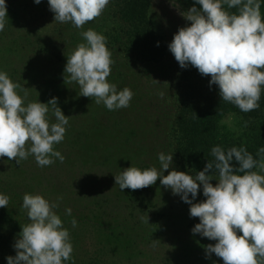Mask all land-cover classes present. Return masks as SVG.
I'll use <instances>...</instances> for the list:
<instances>
[{"label": "clouds", "instance_id": "1", "mask_svg": "<svg viewBox=\"0 0 264 264\" xmlns=\"http://www.w3.org/2000/svg\"><path fill=\"white\" fill-rule=\"evenodd\" d=\"M109 3L110 0H48L54 21L70 22L77 29L100 17ZM195 4L200 7L194 5L181 12L191 23L174 35L168 45L170 52L181 68L191 65L202 76H210V86H218L223 102L244 113L257 110L264 91V17L260 0H195ZM225 5L238 12H229ZM7 17L6 0H0V31ZM80 35L86 43H79L67 55L65 83L78 84L80 96L94 99L109 111L129 107L132 90L125 87L118 91L117 85L107 79L114 61L106 37L91 28ZM29 90L0 71V158L21 164L32 156L41 168L54 164L56 159L63 163L65 157L54 146L63 142L70 117L63 113L55 97L48 103H25ZM158 95L163 98L164 93ZM50 112L55 122H50ZM221 123L231 126V116ZM248 123L245 121L244 127ZM211 155L214 160H209L195 176L175 169L164 175L173 163V155L160 152L159 171L156 167L141 170L132 166L115 175V183L121 191H135L159 179L162 186L190 205V217L199 218L192 233L216 241L205 246L208 258L215 254L223 264H264V147L258 149V159L246 147L225 151L217 145ZM213 172L217 175L213 176ZM213 179L218 183L213 185ZM201 185L206 199L194 203ZM8 203L9 198L0 194V208ZM58 208V202L50 203L40 194L23 195L21 210L30 222L22 226L13 245L16 255L8 256L7 264H63L72 259L70 233L55 211ZM65 214L70 216L72 209L66 208ZM141 220L149 223V217ZM71 224L73 228L77 226L75 218Z\"/></svg>", "mask_w": 264, "mask_h": 264}, {"label": "rangeland", "instance_id": "2", "mask_svg": "<svg viewBox=\"0 0 264 264\" xmlns=\"http://www.w3.org/2000/svg\"><path fill=\"white\" fill-rule=\"evenodd\" d=\"M6 4V19H12L11 24L19 28L16 33L20 37L19 49L14 52L11 48L9 52L10 63L14 61L16 68L20 66V73L16 77L11 76L12 73L8 76L14 83L18 82L30 89L25 103H48L52 98H58V106L70 117L65 139L70 144H77L70 145L71 163L55 162L58 168L55 164L43 168L38 167L37 163L33 167L26 165L27 178H18L22 185L18 188V195H13L12 190L7 191L6 187L0 188V194L9 198L8 206L0 209L9 210L14 219L25 225L30 222L26 212L21 210L25 193L40 194L50 203L58 202L59 208L55 211L61 217L63 225H67L65 228L69 230L74 249L72 259L63 264H161L162 257L170 256L180 259L187 257L191 264L195 257H203L199 260L201 264H223V260L215 254L208 258L205 250H189L185 248L186 241L174 239L181 237L186 240V221L192 218L189 217L190 205L183 202L179 195L174 196L171 189L162 186L159 179L152 186L135 190L142 192L134 195V198L146 197L147 207L153 204L158 205L160 211L180 213L178 223L171 226L178 231L173 237L169 222L167 225H157V218L153 216L145 224L141 220V213L147 211L144 212L146 208L140 207L141 201H135L134 198L131 200L128 193L132 190L121 191L115 183V175L131 167L129 159L124 156L126 153H121L112 146L118 142L115 131L120 132L123 126L127 130L137 129L138 132L146 127L155 130L151 143L140 141L141 144L151 145L150 148L157 157L160 152L173 155V163L164 175L173 169L196 175L192 169L183 165L175 151L177 110L172 104H177L182 97L179 76L183 68L175 60L169 47L165 60L160 64L129 58L125 51L126 37L115 0H110L103 14L86 23L82 29L75 28L70 22H55L48 0H41L40 4H36L35 0H6ZM188 9L186 0H152L151 15L155 31L165 38L168 45L181 27L190 26L191 22L181 15V12ZM9 28L11 27L0 31L3 34L0 39L13 38L11 35L17 30L11 31ZM89 28L106 37V46L114 61L108 81L116 84L118 91L128 87L134 93L127 108L109 111L103 104H96L94 99L80 96L78 84L65 83L67 55L79 43H86L80 33ZM16 44V38L8 42V46L15 47ZM17 91L23 96L19 89ZM160 92L164 93L163 98L158 95ZM138 96L142 99L140 103L145 106L137 105ZM143 108H147L145 113ZM48 115L52 117L51 112ZM78 133H83L84 138L77 137ZM75 139L79 141H74ZM86 152L88 154L84 155ZM31 157L25 161L28 162ZM7 159L0 158V178H4L5 166L11 164ZM23 165L13 166V177L20 176ZM56 168L57 174L54 172ZM53 172L55 177L51 175ZM46 173L48 175L43 185H38L42 192H38L40 189L33 191L34 180L39 177L43 179ZM24 183L28 186L24 187ZM211 183L215 185L218 181L213 179ZM83 193L85 197H82ZM59 197L63 199L58 200ZM205 199L201 185L200 193L193 202ZM71 200L74 203H70ZM69 207L72 214L66 218L68 215L65 210ZM151 209L156 210L155 207ZM147 217L149 216L145 218ZM73 218L77 221L75 228L71 226ZM17 227L22 231V226ZM155 231L162 232L154 234ZM18 234L14 232L10 235V230L0 225V264H5ZM154 243L155 247L152 246Z\"/></svg>", "mask_w": 264, "mask_h": 264}, {"label": "trees", "instance_id": "3", "mask_svg": "<svg viewBox=\"0 0 264 264\" xmlns=\"http://www.w3.org/2000/svg\"><path fill=\"white\" fill-rule=\"evenodd\" d=\"M115 1L118 5L119 19L122 22L124 28V35L126 37L125 51L127 52L126 54L128 55V57L138 58L143 61L154 62L159 64L162 63L168 53V43L162 35L156 33L155 31L154 20L151 15L152 0ZM186 1L188 3L189 9L194 5L198 8L200 7L199 5L195 4V0ZM260 2L261 14L262 17H264V0H260ZM224 7L229 12H238V10L235 8L227 9L226 5ZM52 14L55 15L53 12ZM11 21L12 19H6L5 27H11L9 28L11 31H13L14 29H19L13 27ZM16 32H18V30L14 31L15 34L12 33L11 35L17 40V44L15 47L8 46V42H10L13 38L6 39L4 35L5 39H0L2 40L0 41V71L6 72L7 74L12 73L11 76L13 77H16V75L19 76L20 73V66L16 68V64L14 61H12V64L10 63L11 59L9 53L11 51V48H13L15 52V50L19 49L20 47V44L18 43L20 42L18 39L20 37ZM2 35L3 34L0 32V38L2 37ZM12 70L14 71L12 72ZM210 79V76H202L198 72V70L192 67L191 65H189L188 68H183L182 74L179 76V86L182 92V97L178 100L177 104H175V102L172 104V107H175V109L177 110L175 120V132L177 133V137L175 138V151L176 153H178V156L183 165L192 169L195 174H197L199 171H202L209 160H214V157H212L211 155V149L214 146L219 145L225 151H227V149L231 147H246L247 150L256 159L259 158L256 156L258 149L264 147V91H262L261 93V99L259 101L260 107L257 110L244 113L241 112L236 106L227 102H223L222 98L219 95L218 86H210ZM138 97V99L136 98L137 105L145 106V104L140 103V100H142L141 97ZM137 109L138 108H135V110ZM143 109V112L145 113L147 108ZM142 114L143 113L141 112L140 115ZM229 116H231V126L228 123H221V121L228 120ZM52 119L55 120L54 117L50 118V120ZM245 121L249 122L247 127H244ZM154 131L155 130L146 127L141 128V130L138 132L137 129L128 128L127 130L125 126H123L120 129V132L115 131V134L118 137V142H115L112 146H114L115 149L119 152L126 153L124 156L129 159L131 167L134 166L140 168L141 170L148 169L151 167H160L156 153H154L153 149L150 148L151 145L148 144V146L145 143L141 144L144 140L151 143L150 139ZM82 134L83 133H78L76 136L84 138ZM140 139L142 141H140ZM74 141L79 140L75 139ZM75 144L77 143L74 142V144H70L65 139L64 142L55 145V150L60 151L61 154L65 157L64 162H72L70 156V145L75 146ZM87 154L88 153L86 152V154L84 155ZM7 161L11 164H9L8 167L5 166L4 168V178H0V188L6 187L7 191H9L10 189L12 190L13 195H18V188L22 186L21 183H19L18 178H23V180H25L27 178L26 175L28 172L26 165H31L33 167L35 166L34 164H36V162L33 157H31L28 162H26L25 160L22 161L21 164L16 163L15 160L7 159ZM55 162L60 163L59 159H56ZM56 163L54 164L58 168V165ZM232 163L238 167L237 162L233 161ZM15 164H24L22 172L19 174V177H13V174L15 172L14 170H12V168ZM57 168L54 171L56 172V174ZM253 171H257V169H253ZM54 172L51 174L52 177H55ZM210 174L211 172H209V175ZM212 174L216 173L213 172ZM240 174L242 175L243 173ZM47 175V173L44 174L43 179H40L39 177L34 180L35 182L32 185L34 187L33 191H35L36 189H40L39 186L43 185L44 179H46ZM25 186L28 185L24 183V187ZM38 192H42L41 189ZM141 192L142 191L132 190L131 193L129 192L128 194H130L131 199L134 198V195L137 196V193ZM144 195L146 196V194ZM82 197H85L84 193ZM134 200L141 201L140 207L146 208L144 209V212H147L141 213L143 214L142 216H149V219H151V217L153 216H156L158 222L157 225L161 224V226H163L164 224L167 225L169 222V227L172 228L171 226H173V224L178 223V215H180V213L178 214L175 211L166 213L165 210L160 211V207L158 205L153 204H149V207H147L148 200L146 197L136 199L134 198ZM70 203H74V200H71ZM152 207H155L156 210L153 211L151 209ZM9 213V210L0 209V225L9 229L10 235L14 232L20 233L21 230L17 227V225L23 226L22 223L14 219ZM126 216L129 217L128 214H126ZM68 217L69 215L66 218ZM199 222V218L188 219V221H186V240L185 238L181 237H174V239L176 238V240L178 241H186L185 248H189V250H201V252H204L206 245L213 243L215 244L216 241H211L207 238L202 237L200 234L192 233L193 227ZM66 226L67 225H64V227ZM172 229L173 231L171 236L173 237L174 234L176 236V232L178 231H176V228ZM161 232L155 231L154 234H159ZM240 234L242 233H238V235ZM74 238L77 237L75 236ZM15 255L16 250L13 247L8 256ZM200 258L203 257L192 258V264H201L199 261ZM160 263L191 264L187 257H182L180 259L176 256L162 257L160 259ZM5 264H7V259L5 260Z\"/></svg>", "mask_w": 264, "mask_h": 264}]
</instances>
